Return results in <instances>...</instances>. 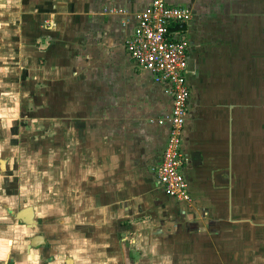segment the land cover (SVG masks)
Masks as SVG:
<instances>
[{
  "label": "crops",
  "instance_id": "crops-1",
  "mask_svg": "<svg viewBox=\"0 0 264 264\" xmlns=\"http://www.w3.org/2000/svg\"><path fill=\"white\" fill-rule=\"evenodd\" d=\"M150 1L0 0V264H264V0H167L193 15L190 204L156 179L172 98L125 48Z\"/></svg>",
  "mask_w": 264,
  "mask_h": 264
},
{
  "label": "built area",
  "instance_id": "built-area-1",
  "mask_svg": "<svg viewBox=\"0 0 264 264\" xmlns=\"http://www.w3.org/2000/svg\"><path fill=\"white\" fill-rule=\"evenodd\" d=\"M192 18V11L187 7L169 5L167 0H151L136 15L133 34L125 42L132 62L154 82L164 84L166 94L172 98L171 113L166 118L167 142L156 179L169 198L182 204L192 203L188 182L181 172V167L188 162L182 152V136L190 102L186 78L190 45L186 31L171 32L170 29L180 24L187 27Z\"/></svg>",
  "mask_w": 264,
  "mask_h": 264
},
{
  "label": "rangeland",
  "instance_id": "rangeland-1",
  "mask_svg": "<svg viewBox=\"0 0 264 264\" xmlns=\"http://www.w3.org/2000/svg\"><path fill=\"white\" fill-rule=\"evenodd\" d=\"M9 75V72H7V71H3V73H2V75L3 76H6V75ZM263 106H264V104H263ZM28 121H29V124H28ZM30 121L31 120H29V119H25V120H20V122H23L24 124H25V126L26 127H32V129L31 130H33L34 132H35V130H36V128L38 129L37 130V132L35 133V137H36V141L37 142H39L38 144H42V147H44V143L42 142L43 141V139H45V138H47V137H51L52 135H43V133L41 134L40 132L43 130L42 129V126L39 124V121H36V122H34V123H30ZM32 124V125H31ZM20 125H21V123H20ZM19 125V126H20ZM22 126V125H21ZM28 131V130H27ZM31 132V131H30ZM45 132V131H44ZM25 133V132H24ZM26 134V133H25ZM28 134H29V132H28ZM28 134H26L25 135V137H21L22 139H28V138H30V136H32V135H30V134H32V133H30L29 134V136H28ZM33 137H34V135H33ZM43 138L42 140H41V138ZM25 144V141L23 140V141H20V144ZM38 144H36L35 145V148H34V150H37V149H41V151H42V148L41 147H39V145ZM45 148V147H44ZM40 151V152H41ZM22 153H24L25 154V151H23ZM25 159H26V155H24L23 156ZM264 166V165H263ZM260 188V187H259ZM261 189V188H260ZM264 196V195H263ZM35 203H37V205L40 203H38V201L37 202H35Z\"/></svg>",
  "mask_w": 264,
  "mask_h": 264
},
{
  "label": "water",
  "instance_id": "water-1",
  "mask_svg": "<svg viewBox=\"0 0 264 264\" xmlns=\"http://www.w3.org/2000/svg\"><path fill=\"white\" fill-rule=\"evenodd\" d=\"M174 30H180V31H186L187 30V27L184 25V24H180V25H178L176 28H174L173 30H171V31H174ZM23 217H20L19 216V219H22ZM28 221H30V220H28Z\"/></svg>",
  "mask_w": 264,
  "mask_h": 264
},
{
  "label": "bare ground",
  "instance_id": "bare-ground-1",
  "mask_svg": "<svg viewBox=\"0 0 264 264\" xmlns=\"http://www.w3.org/2000/svg\"><path fill=\"white\" fill-rule=\"evenodd\" d=\"M29 213V212H28ZM27 214V213H26ZM28 217V216H27Z\"/></svg>",
  "mask_w": 264,
  "mask_h": 264
}]
</instances>
